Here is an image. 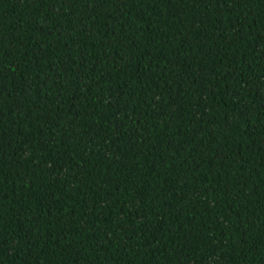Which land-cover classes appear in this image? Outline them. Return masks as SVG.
<instances>
[{
    "label": "trees",
    "instance_id": "1",
    "mask_svg": "<svg viewBox=\"0 0 264 264\" xmlns=\"http://www.w3.org/2000/svg\"><path fill=\"white\" fill-rule=\"evenodd\" d=\"M0 264H264V0H0Z\"/></svg>",
    "mask_w": 264,
    "mask_h": 264
}]
</instances>
